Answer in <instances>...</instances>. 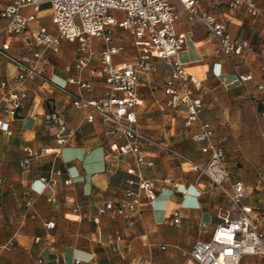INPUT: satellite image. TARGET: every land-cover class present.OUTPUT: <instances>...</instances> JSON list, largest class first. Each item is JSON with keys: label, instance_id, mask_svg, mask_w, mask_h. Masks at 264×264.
Listing matches in <instances>:
<instances>
[{"label": "crops", "instance_id": "1", "mask_svg": "<svg viewBox=\"0 0 264 264\" xmlns=\"http://www.w3.org/2000/svg\"><path fill=\"white\" fill-rule=\"evenodd\" d=\"M6 4L0 0V40L10 45L12 57L32 62L34 33L42 26L56 33L50 6L41 8L25 33L11 36L2 31L9 22L1 17ZM174 5L180 15L177 31L186 35L185 47L176 60L201 83L195 95L206 104L202 119L211 124L213 141L223 147L234 180L246 187L243 204L260 208L264 218V89L258 88L264 87L260 69L264 0H245L240 6L232 0L204 4L227 25L232 37L249 42L252 52L245 57H227L220 52L207 29L189 21L178 1ZM250 5L257 15L249 13ZM33 13L32 8L23 10L25 16ZM116 15L123 18L121 13ZM112 34L111 45L124 46L113 58L114 66L122 67L132 59L135 47L125 40L122 30L115 28ZM78 48L77 42L63 41L58 52H46L45 61L37 63L47 80L29 79L22 84L15 79L18 67L0 56V120L10 127L8 133L0 130V176L5 179L0 185V264H196L190 255L195 244L208 241L226 219L237 218V209L208 179L196 186V174L188 164L146 144L143 151L154 166L144 165L141 171L155 180L157 201L149 203L143 198L137 214L99 213L102 203L126 204V192L138 191L136 176L128 172L135 168V159L111 152L116 140L107 134L101 117L91 108L75 107V100H99L107 90L100 61L104 39H92L93 55L82 73L75 67ZM153 65V72L139 75V130L155 143L205 165L208 157L192 140L198 126L187 128L186 109L176 111L168 106L163 88L170 67L157 59ZM247 74L252 80L242 83L239 76ZM70 79L91 88L82 89ZM3 84L7 87L2 88ZM7 89L26 96L25 107L16 118L5 110ZM49 112L61 115L67 128L74 131L63 146L57 143V128L46 125ZM29 157L30 164L24 167ZM56 171L62 175H55ZM42 178L54 185H47ZM68 178L73 183L67 186L64 181ZM49 222L55 227L48 229ZM10 244L13 246L7 248ZM239 264H264V257L247 255Z\"/></svg>", "mask_w": 264, "mask_h": 264}, {"label": "built area", "instance_id": "2", "mask_svg": "<svg viewBox=\"0 0 264 264\" xmlns=\"http://www.w3.org/2000/svg\"><path fill=\"white\" fill-rule=\"evenodd\" d=\"M6 1L1 17L8 19L9 22L3 28V32L11 36L25 33L29 26L36 22L37 13L44 5L50 6L51 21L56 29V33L52 34L47 27L42 26L34 33L35 51L32 62H23L12 57L10 45L0 40V56L18 67L19 71L15 79L20 84L29 79L46 81L47 77L37 63L45 61L46 52H58L63 41L78 43L79 56L75 67L77 72L82 73L89 66L93 55L92 39L96 37L104 39L105 48L101 53L100 61L101 72L107 84L106 94L99 100L77 99L74 105L79 109L91 108L101 117L107 134L116 140L109 148L111 152L118 156L134 157L135 168L128 172L136 176L138 191L126 192V204L102 203L98 209L101 215L111 213L122 217L128 212L137 214L141 210L143 198L149 203L157 201L158 191L155 180L145 177L141 171L144 165L154 166V162L147 160L143 151L144 145L154 144L188 164L191 171L196 174V186H199L203 179H208L212 186L221 191L237 209V218L226 219L218 225L208 241H199L195 244L190 255L196 264H239L247 255L264 257V218L261 209L243 204L247 195L246 187L242 182L234 180L227 167L223 147L213 141L214 130L211 124L202 119L206 104L202 98L195 95V92L201 89V83L176 60L177 55L185 47L186 35L177 31L180 15L174 5L175 1L183 6L189 21L207 29L209 35L216 40L219 51L227 57H245L252 52L248 41L232 37L227 25L204 8V4L218 0ZM244 3L245 0H232L235 6ZM27 8H32L34 13L25 16L23 10ZM116 13H121L123 18L120 19ZM249 13L257 15L254 6H249ZM115 28L122 30L125 40H129L135 47L132 59L122 67L113 64V58L124 50V46L111 45ZM155 59L164 60L171 69L170 78L163 88L165 95L169 97L168 106L176 111L185 108L187 114L185 126L187 128L198 126V131L193 134L192 140L201 145L202 153L208 157L205 165L190 161L169 146L155 143L138 128L136 109L142 104L138 95L139 75L153 72ZM261 59L263 63L260 69L264 73V54ZM239 80L247 83L252 80V75H240ZM69 81L77 82L75 79ZM79 84L82 89L91 88L88 83ZM6 87V84L2 85V88ZM258 88L264 89L263 86ZM25 98L23 92L7 89L3 96L6 113L16 118L25 107ZM45 120L47 126L57 128L56 138L59 146L65 145L73 136L74 131L67 128L65 119L57 112H49ZM9 128V124L0 120V130L8 133ZM30 157L23 162L24 167L29 166ZM54 174L61 176L62 172L56 171ZM41 180L49 186L54 185H51L46 178ZM4 183L5 179L0 176V185ZM72 183L71 178L64 181L67 186ZM48 200L54 201L53 195ZM24 217H28V214ZM30 217L36 218L35 215ZM179 222V218L175 219V223ZM201 226L206 228V224ZM46 227L52 229L55 223L49 222ZM12 246L13 244H10L7 248ZM2 251L0 250V254Z\"/></svg>", "mask_w": 264, "mask_h": 264}, {"label": "rangeland", "instance_id": "3", "mask_svg": "<svg viewBox=\"0 0 264 264\" xmlns=\"http://www.w3.org/2000/svg\"><path fill=\"white\" fill-rule=\"evenodd\" d=\"M48 7H49V6H48V5H46V6H44V7H43V9H45V8H48Z\"/></svg>", "mask_w": 264, "mask_h": 264}]
</instances>
